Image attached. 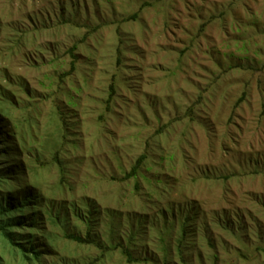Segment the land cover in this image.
<instances>
[{"label":"rangeland","instance_id":"obj_1","mask_svg":"<svg viewBox=\"0 0 264 264\" xmlns=\"http://www.w3.org/2000/svg\"><path fill=\"white\" fill-rule=\"evenodd\" d=\"M1 174L0 264H262L264 0H0Z\"/></svg>","mask_w":264,"mask_h":264},{"label":"trees","instance_id":"obj_2","mask_svg":"<svg viewBox=\"0 0 264 264\" xmlns=\"http://www.w3.org/2000/svg\"><path fill=\"white\" fill-rule=\"evenodd\" d=\"M139 16V12L131 15L128 19H125V21L128 20H135L137 19ZM76 50H77V45L72 46L68 53L72 59L71 63H70V71L63 73L60 78L63 79L66 76H69L70 74H72V72L75 70L76 68V64L78 61V57L76 55ZM119 53H120V49ZM116 94V88L114 83L110 84V93L108 96V100H107V109L110 108V104L114 98ZM246 98V94L244 93L238 100L237 102V106H239ZM54 159L57 163H59L60 165L62 164L60 161V151H57L56 154L54 155ZM147 159V154L144 153L142 154L137 161L135 162V164L132 166L131 170L129 171V173H127L125 175V177L123 178V180H127L133 177H137L139 175L140 169L142 167V165L144 164L145 160ZM231 178L230 175H226L224 176V179L226 181H229ZM10 180V178L6 175V174H1L0 175V185L7 183ZM3 195H5V193H2ZM30 198V196H29ZM28 198V199H29ZM28 199L25 198H21V202L19 205H15V207H12V203H3L2 201H0V219L4 216H8L13 214L16 209H20L21 207H23L25 204H27ZM18 201L16 200V203ZM15 208V209H14ZM225 225L223 226V229L225 231H227V233H229L230 235H232L233 237H236V239H238L239 244H240V248L236 249V252L238 253V257L240 259L243 260L247 258L246 254L244 253L243 250H245L244 248L247 247V243L244 242L241 239L242 235H245V231L242 228L244 223H243V217L242 215H240L238 212L235 215V221L231 220L229 217H225ZM91 220V219H90ZM90 224V222H89ZM7 226L6 224H2V222L0 221V231L3 233L4 237L8 238L11 240V237L9 235V232H7ZM90 228V227H89ZM187 225L184 227L183 229V237L179 240V245H178V249L179 251H182V248L185 247V239L187 238V236L189 235L188 233V229H187ZM242 234V235H241ZM241 235V236H240ZM259 237H261L262 235L258 234ZM65 237L71 241H74L76 243L79 244H85V245H92L95 246L97 248H99L100 250H102L103 252L106 251H110V247H108L107 245H105L104 243H102V241L100 240L99 237H97L94 233H92V231L89 229V231L86 233L85 236H81L78 234H74V233H66ZM264 238V237H262ZM14 242V241H13ZM121 250V253L126 257L127 261L130 263L136 262V261H140V259L135 258L132 254V252L130 251L129 247H126L122 244H118L115 248H119ZM209 247L213 250L217 249L216 243H214L213 239L209 240ZM114 248V249H115ZM113 249V250H114ZM257 250L260 251V253L258 254V257L260 258H264V243L261 247H257ZM242 256V257H241ZM213 259L215 260V262L218 260V255L217 253L213 254ZM263 260L264 264V259H260V261ZM146 261H149L148 259H146ZM167 264V263H166Z\"/></svg>","mask_w":264,"mask_h":264}]
</instances>
